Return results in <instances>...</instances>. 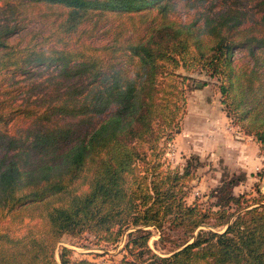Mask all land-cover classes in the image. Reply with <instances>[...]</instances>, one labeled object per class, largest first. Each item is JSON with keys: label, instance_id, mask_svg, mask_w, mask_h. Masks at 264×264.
<instances>
[{"label": "trees", "instance_id": "obj_1", "mask_svg": "<svg viewBox=\"0 0 264 264\" xmlns=\"http://www.w3.org/2000/svg\"><path fill=\"white\" fill-rule=\"evenodd\" d=\"M226 1L209 14L216 0H0V215L28 220L20 234L0 225V264H95L65 246L55 261L64 234L85 233L125 235L122 264H264V193L234 195L233 175L202 210L185 200L189 167L160 161L185 112L180 69L215 78L264 152V0ZM203 226L223 231L193 235Z\"/></svg>", "mask_w": 264, "mask_h": 264}, {"label": "rangeland", "instance_id": "obj_2", "mask_svg": "<svg viewBox=\"0 0 264 264\" xmlns=\"http://www.w3.org/2000/svg\"><path fill=\"white\" fill-rule=\"evenodd\" d=\"M216 1L218 4L208 11L209 14L216 13L228 3L227 1L223 3V0ZM198 16L199 12H193L190 15L180 14L178 19L183 23H189ZM39 25L35 17L31 18L27 30L37 29ZM25 33L26 30L13 37L12 41L24 38ZM100 42L101 40L97 39L95 43ZM241 55L236 52L233 59L239 60ZM178 73L186 76L185 112L173 139L164 147L160 160L162 168L183 171L184 167H189L193 176L186 186L185 200L188 205L197 204L202 210L209 207L215 210L212 191L233 175L239 177L238 183L233 187V194L236 196L244 194L245 199L253 202V199L259 196V192L264 193V152L259 143L252 136L245 135L227 116L221 104L219 83L215 78L208 77L199 69L187 73L180 69ZM7 79L11 88L25 85L23 76L14 75ZM33 79L40 78H32L29 81ZM23 90L24 88H20L19 92ZM10 219L14 218L0 215V225L15 234L22 233L28 220L19 222ZM199 229L223 231L222 227L203 226L195 229L193 235H196ZM152 231L148 241L152 251L158 256L169 255L176 248L174 243L169 240L160 241L159 232L156 229ZM171 236L172 239H177L176 235ZM125 242V235L114 244H95L93 237L87 233L77 237L64 234L57 245L55 261L58 263L59 250L65 246L71 249L70 255L74 260L84 259L95 264H122V258L126 255Z\"/></svg>", "mask_w": 264, "mask_h": 264}]
</instances>
